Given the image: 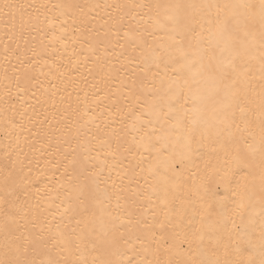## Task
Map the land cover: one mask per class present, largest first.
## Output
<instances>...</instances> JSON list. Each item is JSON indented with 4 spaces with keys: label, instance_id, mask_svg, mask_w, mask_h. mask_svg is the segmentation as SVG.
Masks as SVG:
<instances>
[{
    "label": "snow or ice",
    "instance_id": "snow-or-ice-1",
    "mask_svg": "<svg viewBox=\"0 0 264 264\" xmlns=\"http://www.w3.org/2000/svg\"><path fill=\"white\" fill-rule=\"evenodd\" d=\"M0 41V264H264V0H0Z\"/></svg>",
    "mask_w": 264,
    "mask_h": 264
},
{
    "label": "bare ground",
    "instance_id": "bare-ground-1",
    "mask_svg": "<svg viewBox=\"0 0 264 264\" xmlns=\"http://www.w3.org/2000/svg\"><path fill=\"white\" fill-rule=\"evenodd\" d=\"M81 2H84V0H81ZM101 2H113V0H101ZM55 49H56L55 55H56L57 57H59L60 54H61L60 51H59V49H60V44H56V45H55ZM69 51H71V47H69ZM2 53H3V42L0 41V62L3 61ZM43 79H44V77H43V76H40V80H43ZM36 86L39 88V83H37ZM41 91H42V89H41ZM31 95H32V94H31L30 92L27 93V94L25 95V102H26V103H32L31 100H28V97H30Z\"/></svg>",
    "mask_w": 264,
    "mask_h": 264
}]
</instances>
